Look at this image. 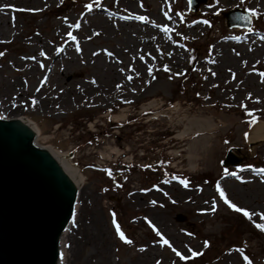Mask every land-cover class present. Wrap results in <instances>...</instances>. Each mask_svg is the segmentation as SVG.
Instances as JSON below:
<instances>
[{
    "label": "rangeland",
    "instance_id": "374dc122",
    "mask_svg": "<svg viewBox=\"0 0 264 264\" xmlns=\"http://www.w3.org/2000/svg\"><path fill=\"white\" fill-rule=\"evenodd\" d=\"M123 1L0 2V116L34 122L38 143L85 180L64 264H138L147 251L158 253L152 264H264L255 226L264 224V141L248 140L252 117L264 121V0H207L197 11L188 0H133L147 19H127L130 38ZM235 8L255 9L250 28L226 25ZM150 30L160 32L154 43ZM67 45L63 70L47 75L50 52L59 58ZM231 147L248 158L224 168Z\"/></svg>",
    "mask_w": 264,
    "mask_h": 264
},
{
    "label": "water",
    "instance_id": "95a60500",
    "mask_svg": "<svg viewBox=\"0 0 264 264\" xmlns=\"http://www.w3.org/2000/svg\"><path fill=\"white\" fill-rule=\"evenodd\" d=\"M190 2L198 10L207 0ZM226 17L230 27L251 25L250 14L240 8ZM0 117V264H61L63 233L75 220L77 182L62 161L37 144L39 132L31 124ZM242 160L230 149L223 165Z\"/></svg>",
    "mask_w": 264,
    "mask_h": 264
},
{
    "label": "bare ground",
    "instance_id": "6f19581e",
    "mask_svg": "<svg viewBox=\"0 0 264 264\" xmlns=\"http://www.w3.org/2000/svg\"><path fill=\"white\" fill-rule=\"evenodd\" d=\"M6 0H1L0 2H5ZM26 1H32V0H22V2H26ZM122 7H125L126 8V11L128 13H125V14H121V15H124L122 16L121 18L124 19V20H119V23L117 22V24L121 25L124 29H126V33L128 35V37L130 38L129 34H130V30H131V27H136V22L135 20L139 21L140 19H137V17H141L140 15L136 14L133 10L134 8V2L133 0H125L122 2L121 4ZM133 10V11H131ZM143 17H145V15H142ZM131 17H133L134 19H131L129 21H127V19H130ZM155 18V17H154ZM130 21H134V23H131ZM123 22V23H122ZM115 24V27L117 28L118 25ZM4 25L1 24L0 25V32H4V28L2 27ZM119 28V27H118ZM165 26L164 25H161L160 26V29L161 30H164ZM160 33V32H157V31H154V30H150L149 33L147 34V37L148 38H151L150 42L151 43H154V40L156 38H158L157 34ZM162 37V36H161ZM248 36L245 35V36H241L237 39H239V41H234V40H230L228 39L230 42V44H234V42H243L244 40L247 39V41L249 42V39L247 38ZM241 39V40H240ZM131 41V40H130ZM165 41V40H164ZM70 46L67 45L66 48H65V52H61V54L59 55V58L58 56H54L53 54V51L50 52V63H49V70L47 72V75L49 76H56L58 73L60 74V69L63 68V60L68 56V51H70ZM242 45L240 44V46H238L237 48H233L234 50H239V48H241ZM233 50V51H234ZM63 56L62 60H60V57ZM54 57H57L59 60H57L56 62L53 60ZM96 62V61H95ZM107 65L108 68H110V64L109 63H103V64H100V63H96V70L97 71H102L103 72V66ZM63 70V69H62ZM46 82V80H45ZM155 102V101H153ZM153 102L150 103V105L153 104ZM17 118H22V121H24L26 124H31L32 126V129L39 132V136H38V139L41 135V131L39 129L38 126L35 125L34 122H32L31 120H29L28 118L24 117V116H18ZM183 135V134H181ZM261 140L264 141V121H258L255 126L251 129L250 133H249V141L251 143H258L260 142ZM45 147L46 149H48L51 153H53L55 155V158L56 160L58 161H62L65 166L67 167V169L69 170V172L71 173V175L73 176V178L75 179V181L77 182V186L79 188V190L81 189V187L83 186V184L85 183V180H84V176L83 174L81 173V170L76 167L72 162L71 160L67 157L66 154H60L58 153L57 151H55L54 149L50 148V147H47V146H43ZM76 209H77V205H76ZM76 209H75V213H76ZM72 227V223L71 225L67 228V230L63 233V244H62V259H61V264H64L65 260H66V254H65V250H64V241L66 239L67 236H69V234H67V232L70 230V228ZM67 242H69V237H68V240ZM158 253H154L152 251H147L146 253L142 254L140 256V259H139V262L138 264H152L153 260L155 259V257H157ZM156 261V260H155Z\"/></svg>",
    "mask_w": 264,
    "mask_h": 264
},
{
    "label": "snow or ice",
    "instance_id": "6c2138e0",
    "mask_svg": "<svg viewBox=\"0 0 264 264\" xmlns=\"http://www.w3.org/2000/svg\"><path fill=\"white\" fill-rule=\"evenodd\" d=\"M96 2H97V4H98V0H96ZM8 7H11V6L9 5ZM87 7L90 9V8L92 7V5L90 4V5H88ZM249 11H251L253 14H255V9H249ZM137 19L145 20V19H147V18L141 16V17H137ZM204 23L207 24L208 21H204ZM164 31H165V32L167 31V27L164 28ZM68 35L71 37V33H68ZM72 38L74 39V37H72ZM41 54H43V53H41ZM0 55H3V53H0ZM141 58H143V57H141ZM151 71H152L151 68H149V73H151ZM165 71H168L167 66H165ZM261 75L264 76V73H261ZM169 78H171V77H169ZM129 79H130V77H129ZM117 87H119V85H118ZM248 115L251 116V112H249ZM255 122H256V118L253 116L252 119H251V122H250V125H249V126H251V124H254ZM245 138H247V133H245ZM261 171H264V169H262ZM110 174H111V173L109 172V175H110ZM181 183H183L184 186L187 187V182H186V181L181 180ZM216 189H217V192H218L219 195H220V198H221L226 204H228V206H229L230 208H232L233 210H235V211H237V212H241V213H243V215H244L245 217L251 219L252 214H250L247 210L238 207V206L235 205L234 203H231V202L226 198V195H225L224 191L220 188L219 184L216 185ZM213 205H215V201H213ZM213 211H214V208H213ZM260 219L264 220V214H260ZM113 223H115V220L113 221ZM255 226H256L258 229H260L261 231H264V224L256 223ZM153 228H154V226H153ZM154 230H155V228H154ZM116 232H117V235L120 237V239L123 240L125 243H131V241L128 240V239L126 238V236L124 235V233L120 230L119 225H116ZM158 235H159V233H158ZM161 239H162V241H163L164 244H169V242H168L167 240L163 239V237H161ZM204 243H205V247H207L208 242L205 241ZM169 246L171 247V245H169ZM173 251L176 252V255H177V256H180L181 259H187V258H188V257H185V256H181V254H180L179 252H177L176 249H174V248H173ZM192 255L195 256V255H198V253L193 252ZM244 261H245V264H251V261L249 260V258H248L247 256H244Z\"/></svg>",
    "mask_w": 264,
    "mask_h": 264
}]
</instances>
